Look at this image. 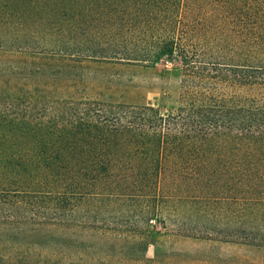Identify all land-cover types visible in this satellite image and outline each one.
I'll return each instance as SVG.
<instances>
[{
  "label": "trees",
  "instance_id": "trees-1",
  "mask_svg": "<svg viewBox=\"0 0 264 264\" xmlns=\"http://www.w3.org/2000/svg\"><path fill=\"white\" fill-rule=\"evenodd\" d=\"M0 51L40 63L0 95V264H161L162 229L264 264V0H0ZM87 62H162L178 94L93 97Z\"/></svg>",
  "mask_w": 264,
  "mask_h": 264
},
{
  "label": "rangeland",
  "instance_id": "rangeland-1",
  "mask_svg": "<svg viewBox=\"0 0 264 264\" xmlns=\"http://www.w3.org/2000/svg\"><path fill=\"white\" fill-rule=\"evenodd\" d=\"M39 64L35 59L22 57L15 52L0 51V95L7 90L21 88L25 80L24 73L37 70ZM72 69V64L51 62L46 66L42 65L41 72H47V75L59 73L61 77L68 76L72 80ZM16 71L20 74L15 73ZM75 73L83 79L78 87L84 88L93 97L130 104L156 105L170 103L178 94L179 79L168 74L162 62H87L76 69ZM62 89V96L71 95L72 81ZM147 256L160 258L161 264H208L216 257L227 260L240 256L246 260L258 261L262 253L236 243L182 237L162 229V234L157 235L150 243Z\"/></svg>",
  "mask_w": 264,
  "mask_h": 264
}]
</instances>
